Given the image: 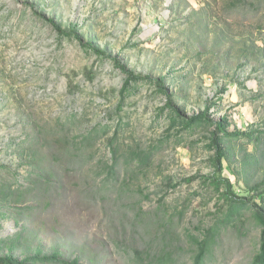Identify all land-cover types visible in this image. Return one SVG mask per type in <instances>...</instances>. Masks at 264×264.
I'll use <instances>...</instances> for the list:
<instances>
[{
	"label": "rangeland",
	"instance_id": "374dc122",
	"mask_svg": "<svg viewBox=\"0 0 264 264\" xmlns=\"http://www.w3.org/2000/svg\"><path fill=\"white\" fill-rule=\"evenodd\" d=\"M48 20L74 29L84 42L138 74L165 78L186 115L202 112L223 95L210 109L212 118L226 116L242 129L251 124L264 128V0H0V166H6L0 168V183L28 187L29 165H22L16 148L26 140L39 146L54 174L47 196L56 199L45 210L42 193L31 191L26 198L36 201L0 209L1 251L13 248L22 259L38 250H57L82 264H131L134 250L158 248L161 236L152 245L153 228L164 216L175 215L174 245L182 247L176 264H192L188 233L199 224H215L212 189L205 191L200 180L184 181L212 172L207 132H183L178 141L177 129L168 132L167 114H159L165 99L148 86L117 112L125 76L78 43L59 42ZM70 114L76 115L71 135L108 122L112 126L108 137H99L83 153V167L50 148L57 138L52 132ZM120 120L123 149L153 148L155 156L139 173L134 165L126 169L122 158L118 181L106 183L96 178L97 162L110 158L107 139ZM235 150L236 156L224 163V176L241 192L245 185L235 174L245 153L258 156L246 176L250 184L264 176V154L247 141ZM169 177L179 184L175 189L167 187ZM26 206H34L31 216ZM243 222L241 231L231 226L222 231L208 264L251 263L261 229L250 213Z\"/></svg>",
	"mask_w": 264,
	"mask_h": 264
},
{
	"label": "trees",
	"instance_id": "16d2710c",
	"mask_svg": "<svg viewBox=\"0 0 264 264\" xmlns=\"http://www.w3.org/2000/svg\"><path fill=\"white\" fill-rule=\"evenodd\" d=\"M239 4L241 3H236L235 7ZM48 23L57 33L59 42L68 40L78 43L86 54L95 55L102 61H111L114 67L125 76L123 85L119 91L117 112L123 110L126 99L148 86L156 95L165 99V104L159 108V114H167L169 120L168 132L177 129L176 135H178V141H181L182 135L180 134L183 132L193 134L200 129H204L207 132L205 149L210 153L208 161L212 172L207 175L192 176L186 178L184 181L192 183L200 180L205 191L212 189L211 191L214 192V196L210 197L209 200L215 199L216 211L211 213V217L215 219V224L207 227L199 224L193 228L194 233H188L187 246L189 250L186 252L189 253L192 264H208L211 262L214 257L213 254L217 250L218 237L222 231L230 226L238 228L241 231V226L244 224L243 220L247 213H250L251 221L261 229L258 252L254 255L250 264H264V176L254 184H250L246 177L249 171L256 167L258 156H256V153L246 152L241 161V170L235 174V176H238L237 181L244 183L245 190L236 192L231 179L224 176V163L226 160H230L231 157L236 156L235 145L237 143L247 141L249 144L255 146L257 152L261 151L264 154V128H256L254 124H251L247 128L242 129L238 128L237 124H234L226 116H223L219 120L212 118L210 109L222 101L223 95L218 98L217 102L206 105L202 112L188 116L183 112L181 107L175 104V95L170 90L165 78L138 74L128 69L120 59L108 55L106 51L95 47L92 43L84 42L74 29H63L53 20H48ZM91 77L93 78V76ZM75 118V114L68 115L63 125L60 126V129L57 132H52L53 137L57 138L54 139L50 148L56 149L60 159H68L67 162L72 165L78 164L83 167L84 161L81 160L82 155H84L83 153L90 149L99 137H108L112 131V126L108 122L94 126L86 133L71 135L70 129L76 123ZM232 125H234L233 129L231 128ZM122 127L123 122L120 120L113 130L112 136L107 139L110 158L105 161L100 157L97 162L98 170L96 178L104 177L103 181L106 183L112 182V180L118 181V163L122 158L124 159L123 163L126 169L130 165H134V168H137L136 172L139 173L150 165L155 156L153 148L151 150L138 148L132 151L123 149L121 143H119V133ZM38 147L34 146V144H28L26 140L21 146L16 147L22 165H29L27 174L28 187H25L26 190H24L22 187L14 188L12 185L0 183V209L8 207L9 204H13V206L17 204L27 205L31 201H36L33 198H26L30 195L31 191L42 193V197H44L46 203L43 207L45 210L50 208L53 201L56 200L52 195L50 197L47 196L50 192L49 184H52L51 180L54 179V174L46 168L47 165H45V160L42 158L43 156L40 154L41 152ZM55 157L56 155L51 152V158L55 159ZM90 159H95V154L90 155L88 161ZM0 168L5 169L6 166H0ZM166 185L171 189H175L179 184L169 177ZM146 199H149V196H146ZM162 201L161 198L159 200V209L163 207ZM33 207L26 206L25 210L28 211L27 216L29 214L30 216L32 215V212L29 210ZM140 211L143 212L141 209ZM177 214L180 221L184 212L181 210ZM5 215L3 217H6ZM141 215L137 214L139 217ZM174 216H164L165 221L153 228V233L156 237L153 243L151 242L152 245L156 244L157 239H159L158 235L161 236L158 248L149 246L147 247L148 249L134 250L131 264H176V256L182 247L179 248L174 245V237L178 235L179 230L177 228L178 223L174 221ZM22 236L23 232H20L15 240H21ZM4 243L5 240L0 239V264H82L79 258H65L57 250L51 253H43L41 250H38L35 254L20 259L14 255L13 248L7 253L2 252ZM14 244L12 243V245Z\"/></svg>",
	"mask_w": 264,
	"mask_h": 264
}]
</instances>
